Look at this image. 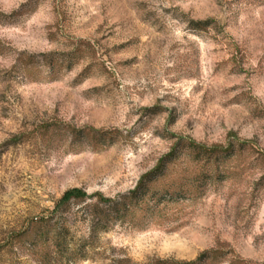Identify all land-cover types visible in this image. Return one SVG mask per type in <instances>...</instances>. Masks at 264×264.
<instances>
[{
    "label": "rangeland",
    "instance_id": "374dc122",
    "mask_svg": "<svg viewBox=\"0 0 264 264\" xmlns=\"http://www.w3.org/2000/svg\"><path fill=\"white\" fill-rule=\"evenodd\" d=\"M230 134L264 152V0H0V243L68 191H133L181 137ZM234 157V178L175 223L116 226L73 264L189 261L219 243L262 263L264 160ZM91 203L64 213L73 247Z\"/></svg>",
    "mask_w": 264,
    "mask_h": 264
},
{
    "label": "trees",
    "instance_id": "16d2710c",
    "mask_svg": "<svg viewBox=\"0 0 264 264\" xmlns=\"http://www.w3.org/2000/svg\"><path fill=\"white\" fill-rule=\"evenodd\" d=\"M229 137L231 142L226 147H208L190 138H179L133 191L115 198L102 194L88 196L81 190L66 192L57 204L55 212L59 213L32 220L20 232L9 235L0 243V255L11 252L20 260L25 259L26 264H73L95 253L100 238L116 226L147 230L175 223L184 207L195 204L210 191L218 190L223 181L234 178L238 169L232 161L235 152L250 150L264 160V152L253 142L241 141L234 134ZM87 200L92 201L86 207L89 236L82 245L73 247L64 213L72 203ZM114 264L133 263L122 258L114 260ZM149 264H264V261L254 263L243 259L228 245L219 243L194 260L157 258Z\"/></svg>",
    "mask_w": 264,
    "mask_h": 264
}]
</instances>
